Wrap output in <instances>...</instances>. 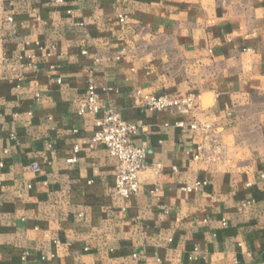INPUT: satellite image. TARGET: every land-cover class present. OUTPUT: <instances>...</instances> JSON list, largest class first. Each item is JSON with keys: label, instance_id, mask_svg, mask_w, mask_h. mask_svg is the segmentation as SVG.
Segmentation results:
<instances>
[{"label": "crops", "instance_id": "1", "mask_svg": "<svg viewBox=\"0 0 264 264\" xmlns=\"http://www.w3.org/2000/svg\"><path fill=\"white\" fill-rule=\"evenodd\" d=\"M7 1L0 264H264V0ZM89 81L146 150L128 199Z\"/></svg>", "mask_w": 264, "mask_h": 264}, {"label": "built area", "instance_id": "2", "mask_svg": "<svg viewBox=\"0 0 264 264\" xmlns=\"http://www.w3.org/2000/svg\"><path fill=\"white\" fill-rule=\"evenodd\" d=\"M119 19L121 22L124 21L123 17H119ZM6 20L9 23L13 22L11 16H8ZM144 104L149 110L157 112L166 110L189 112L194 105V97L171 99L166 95H146ZM100 110H103V115L101 118L95 119L96 130L90 139V146H104L109 155L117 161L113 189L117 197L128 199L139 192L138 176L147 167L146 150L132 142L133 137L137 134V127L124 122L113 109L109 107L103 109L98 102L96 87L92 81H89L85 99L80 103L77 115H96ZM178 126H181V124ZM192 128L196 129L194 125ZM74 152H78V147L74 148ZM73 161L74 158L68 162ZM31 169L33 172H37L38 165L33 163ZM174 170L176 171V169ZM203 184L196 182L193 187H186L184 191L190 193L193 190H198ZM222 225H225V223L223 222ZM133 258H136V256L134 255ZM233 263L237 264V261L233 259Z\"/></svg>", "mask_w": 264, "mask_h": 264}, {"label": "rangeland", "instance_id": "3", "mask_svg": "<svg viewBox=\"0 0 264 264\" xmlns=\"http://www.w3.org/2000/svg\"><path fill=\"white\" fill-rule=\"evenodd\" d=\"M7 0H0V74L4 70V51H3V39H2V32L5 29L7 23V16L5 15L7 11Z\"/></svg>", "mask_w": 264, "mask_h": 264}]
</instances>
